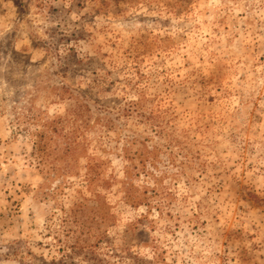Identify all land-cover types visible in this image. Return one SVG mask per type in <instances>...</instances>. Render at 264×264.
Instances as JSON below:
<instances>
[{
	"label": "rangeland",
	"instance_id": "rangeland-1",
	"mask_svg": "<svg viewBox=\"0 0 264 264\" xmlns=\"http://www.w3.org/2000/svg\"><path fill=\"white\" fill-rule=\"evenodd\" d=\"M0 264H264V0H0Z\"/></svg>",
	"mask_w": 264,
	"mask_h": 264
},
{
	"label": "trees",
	"instance_id": "trees-1",
	"mask_svg": "<svg viewBox=\"0 0 264 264\" xmlns=\"http://www.w3.org/2000/svg\"><path fill=\"white\" fill-rule=\"evenodd\" d=\"M35 89H37L36 91H38L40 94H42V92L45 90V88H43V86L41 88L38 87V85L35 86ZM29 108L28 110L25 112L28 114ZM50 119H47V121ZM39 145H42L41 142H39Z\"/></svg>",
	"mask_w": 264,
	"mask_h": 264
}]
</instances>
